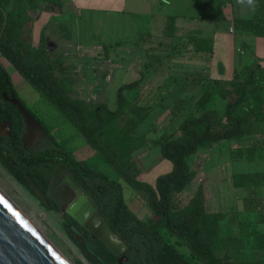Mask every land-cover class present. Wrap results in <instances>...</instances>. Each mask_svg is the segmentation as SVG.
<instances>
[{
  "label": "trees",
  "instance_id": "trees-1",
  "mask_svg": "<svg viewBox=\"0 0 264 264\" xmlns=\"http://www.w3.org/2000/svg\"><path fill=\"white\" fill-rule=\"evenodd\" d=\"M43 3L46 4L44 9ZM62 6V0H0V117L10 120L13 125L15 118H21L20 111L14 106H11L14 117L9 116L4 93L18 96L45 127L49 143L45 147V157L49 154L59 156L78 175L89 171L91 189L96 190V183L107 190L103 198H98L100 211L110 230L128 244L129 259L120 262V256L99 238H94L77 221H68L67 231L85 256L93 264H195L192 257L204 264H264V256L259 254L253 258H239L232 254L248 247L258 253L264 251V232L256 229L257 224L264 223V212L257 210L256 198L247 197L245 209L231 216L233 224L230 227L233 226L234 231L228 233L224 232L222 222L229 217V212L210 209L204 184L199 186L186 208H179L176 199L198 176V171L191 167L190 156L224 140L261 133L258 126L264 124L262 59L254 57L251 63L236 70L230 79L211 78L198 72L203 91L194 103L195 109L182 120L175 133L165 132L153 141L152 145H160L162 157L172 162V169L159 175L152 184L139 178L142 168L134 158L136 150L149 141L145 134L139 135L136 130L152 107L137 102L140 95L136 101L130 102L126 94L141 87L144 72L120 87L116 109L106 103L93 104L75 97L73 80L57 74L45 34H41L37 45L32 34V11H56ZM233 26L236 31L264 37V0H256L252 17L234 16ZM175 32L176 16L169 15L165 36L171 38ZM189 43L193 44L194 51L203 52L207 59L213 54L210 39L191 38L190 42L181 45L188 48ZM147 55L152 57L148 50ZM2 57L8 59L39 92L41 99L49 101L60 111L56 128L47 124L20 96ZM121 119L122 123L119 122ZM66 124L73 125L77 133H64L62 127ZM57 128L61 132L60 139L54 133ZM21 134L19 127L13 130L11 137L0 134V163L36 195L28 177L38 183L40 173L37 165L30 163L32 155L23 148ZM78 136L92 147V156L86 159L76 157L74 151L84 144L74 147L70 144ZM233 152L238 159L264 158V148L257 146L238 147ZM121 177L144 195L152 210L146 220L139 218L127 204ZM233 183L236 187L252 189L263 186L264 171L236 173ZM46 207L53 209L52 206ZM179 244H186L192 256L182 252ZM77 264L83 263L78 261Z\"/></svg>",
  "mask_w": 264,
  "mask_h": 264
},
{
  "label": "rangeland",
  "instance_id": "rangeland-1",
  "mask_svg": "<svg viewBox=\"0 0 264 264\" xmlns=\"http://www.w3.org/2000/svg\"><path fill=\"white\" fill-rule=\"evenodd\" d=\"M177 2L171 5L167 0H128L125 12H94L91 18L88 16L82 26L80 24L78 30H74L75 35L78 36L76 39L82 37L84 41L96 40L101 43V46L96 45L83 52L77 50L78 48L49 47L56 63L57 74L68 76L73 80V95L88 99V102L93 104L106 103L111 109L117 108L120 87L139 78L141 72H144L142 71L144 70L143 66L146 65L145 68H148L149 65L153 66L154 71L152 70L147 79L145 76L141 88L126 93L130 102L136 101L135 98L140 95L137 102L152 107L150 114L138 129V132L145 134L149 141L146 140L145 146L134 153L135 160L142 168L144 180L152 184L155 183L159 175L172 169V162L162 157L160 145H152L153 141L165 132L175 133L181 121L195 109L194 100L191 103L186 102L184 94L181 95V93H185L190 85L194 86L202 81L198 77L197 70H202L200 67L203 65L201 66V62L195 60L193 48H185L179 43L177 47H174L168 41L161 43L164 38L161 41H159L160 38L153 40L149 49L142 48V46H140L141 48H131L133 46L130 42L140 43L142 40L140 37H136L139 32L155 25V21L151 20V14L158 17L159 26L163 12L172 15L175 14V11L188 8V6L194 7L192 6L194 4L187 5L184 0ZM41 6L44 9L46 4L43 3ZM36 12L32 11L34 15L37 14ZM29 28L30 24L26 28V34L29 32ZM36 32V29H32L33 35H36ZM155 33L160 34L157 29ZM80 35L82 36L79 37ZM117 41L123 44L122 48H112L113 43ZM147 50L152 53L151 58L148 57ZM66 55L69 58H66L65 65H62L64 63L60 58H64ZM2 62L10 72L14 84L26 103L47 124L54 125L56 128L55 124L60 111L49 101L41 99L38 91L16 71L5 57H2ZM82 77L86 78V81L81 80ZM180 113L182 114L180 115ZM119 122L122 123V119ZM62 129L64 133H77V129L70 124H66V127H62ZM54 131L57 138L60 139L61 132L58 131V128ZM227 142L228 140L225 143H216L209 148H202L189 157L191 167L198 171V176L176 198L179 208H186L199 186L204 184L210 209L229 212V217L222 222L225 233L234 231V227H230L233 224L231 216H234L235 209L242 207L240 199L251 189L249 187L235 188L230 182L231 171L264 169V162L261 161H243L233 164V166L228 165L230 153ZM76 144H84L76 150L79 159H86L94 154L92 147L85 144L82 137L78 136L70 146L74 147ZM223 144L224 146L220 147ZM0 188L68 260L73 264H77L78 261L83 264H93L67 231L61 213L48 209L1 163ZM132 189L130 185L124 183L127 204L137 214L144 218L149 217L152 210L144 195L140 192H132ZM258 204L261 208L257 210H263L264 197L258 200ZM259 229V231H264V224ZM173 241L177 242L176 237H173ZM179 248L182 252L192 256L191 250L186 244H179ZM232 254L239 258H253L258 254L264 256V251L258 253L248 247L245 250L233 251ZM192 259L195 264H203L194 257Z\"/></svg>",
  "mask_w": 264,
  "mask_h": 264
},
{
  "label": "crops",
  "instance_id": "crops-1",
  "mask_svg": "<svg viewBox=\"0 0 264 264\" xmlns=\"http://www.w3.org/2000/svg\"><path fill=\"white\" fill-rule=\"evenodd\" d=\"M177 1L178 0H167L171 5L178 3ZM127 2L128 0H62V9L57 8L56 11H37L36 15L32 13V16L34 17L32 29L37 30L36 35H33L34 42L37 45L41 34L44 33L50 48H78L77 50L83 52L88 49L90 50V48L96 45L101 46V43L96 40L84 41L81 37L82 35L79 36L81 38L76 39L78 36L75 35L74 30H78L80 24L82 26L88 16L91 18L94 12H125L128 5ZM184 2L187 5L194 4L192 5L194 7L192 8L188 6V8L175 11V14H172L176 16V32L173 37L168 38L165 36V29L169 15L163 12L164 14L162 13L160 25L158 26V17L151 14V20L155 21V25L139 32V35L136 37H140L142 41L140 43L130 42L133 46L131 48H141L140 46H142V48L149 49L152 45V41L157 38H160L159 41L164 38L161 43L168 41V43H171L172 45L188 43L191 38L210 39L212 40L214 51L209 59H207L203 52H196L193 50V53H195V60L201 62V66L203 65L200 67L202 70H197V72L211 78L230 79L236 70L244 68V66L251 63L256 56L261 58L264 64V37L236 31L233 26L234 16L250 18L253 16L254 10L245 5L239 4L237 0H184ZM133 12L135 13V11ZM156 29L159 31V35L155 33ZM147 44H149V46H147ZM122 46L123 44L117 41L113 43L112 48H122ZM125 47L130 48L128 46ZM188 48H194L193 44L189 43ZM66 58H69V56L66 55L64 58H60L62 63H64L62 65H65ZM10 64L12 63L10 62ZM145 67L146 65L143 66L142 69L144 70L142 71H144V78L147 76L145 78L147 79L154 68L151 65H149L148 68ZM145 79L141 85H143ZM81 80L86 81V78L82 77ZM179 80L181 81V79H178V81ZM202 82L203 81L194 86L190 85L185 93H181V95L184 94L183 96L185 97L186 102L191 103L194 100L193 104L195 103L203 91ZM195 95L197 96L196 98L194 97ZM78 98L88 102V99L82 98L81 96ZM181 114L182 113H180V115ZM139 127L136 132L141 135L142 133L138 132ZM259 131H261V133L244 135L240 138L228 140L227 143L230 153V161L228 165L230 164L233 166V164L242 163L243 161L264 162V158H256L253 160L238 159L233 152L238 147L257 146L264 148L263 123L259 124L258 132ZM225 141L226 140L220 143H225ZM223 146L224 144L220 147ZM252 171H264V169L249 171L242 170L238 172L231 171L230 182L234 185V174ZM139 177L144 180L142 173ZM234 187L238 188L235 185ZM249 196L256 198L257 201L260 200V198L263 199L264 185L254 189L251 188L249 193L240 199L242 207L235 209L236 211H243L245 209V199ZM260 208L261 207L258 206V209ZM262 211L264 212V209ZM137 215L141 219H146L140 214ZM262 224L264 223L257 224L256 229L260 230L259 227Z\"/></svg>",
  "mask_w": 264,
  "mask_h": 264
},
{
  "label": "water",
  "instance_id": "water-1",
  "mask_svg": "<svg viewBox=\"0 0 264 264\" xmlns=\"http://www.w3.org/2000/svg\"><path fill=\"white\" fill-rule=\"evenodd\" d=\"M6 99L14 102L26 119L28 126L41 127L36 118L16 97ZM4 122L0 118V125ZM8 128H11L8 123ZM30 186L42 200L47 201L42 190L28 177ZM57 200L55 195H52ZM75 207L69 212L77 221L83 223L93 237L99 238L112 252L120 255L126 245L110 230L107 221L89 203L84 210ZM123 258H120V262ZM0 264H73L62 252L35 226L26 214L0 188Z\"/></svg>",
  "mask_w": 264,
  "mask_h": 264
},
{
  "label": "flooded vegetation",
  "instance_id": "flooded-vegetation-1",
  "mask_svg": "<svg viewBox=\"0 0 264 264\" xmlns=\"http://www.w3.org/2000/svg\"><path fill=\"white\" fill-rule=\"evenodd\" d=\"M20 96L22 97L21 94ZM8 97L17 98L18 96L11 94V95H8ZM5 100L9 104L7 106V111L9 113V116L13 118L14 110L11 106L16 107L19 111L20 109L11 100L6 99V98ZM28 111L30 112V110ZM30 113L32 114V112ZM1 120L4 122L3 124L0 125V134L2 136L11 137L12 132L13 130L16 129V127H19L20 131H22L21 139H22L23 148L26 151L31 153L32 158L30 159V163H32L33 165H37L38 170H39L38 172L40 173L38 183H36L32 178L30 177L29 178L32 179L44 193L47 201L42 200L36 193H35L36 194L35 196L38 197L39 200L45 204V206H52L53 209L51 210H55L61 213V215L64 218L65 224L71 220L77 221L75 217L70 214L69 212L70 209H74L75 207H77L79 208L78 211L84 210L88 207V204L90 202L95 205L96 210L99 211L100 214L102 215L100 211V204H99L98 198H103L104 195L107 193V190L101 185L97 186L96 183L94 185L96 187V190L91 189V185H90L91 177H90L89 171H85V174L84 173L82 174L81 172L78 175L73 170V168H71L68 164H66L65 161L62 160L59 156L49 154L47 155V157H45L44 155L45 147L49 143L47 141L45 127L40 122V120L36 118V120L41 124V127L39 128L35 127V134H32V135L30 134L29 126L26 123V119L22 113H21V118H15L14 125L8 119L1 118ZM8 123H10L11 125L10 129L7 126ZM74 154L77 157L76 150L74 151ZM120 182L123 185V191H124V183L126 184L128 183L122 177L120 178ZM132 188H133L131 190L132 192L133 191L139 192L134 187ZM52 195H55L57 197V200L54 199ZM146 219H143V220H146ZM77 223L80 226L85 227L83 223H80L79 221H77ZM75 226L77 227V225ZM117 235L124 241V239L119 234ZM124 243L126 245V248L120 255H118L120 256V258H123L122 262H126L129 259L128 258L129 247L125 241Z\"/></svg>",
  "mask_w": 264,
  "mask_h": 264
},
{
  "label": "clouds",
  "instance_id": "clouds-1",
  "mask_svg": "<svg viewBox=\"0 0 264 264\" xmlns=\"http://www.w3.org/2000/svg\"><path fill=\"white\" fill-rule=\"evenodd\" d=\"M237 2L241 5L251 8L252 10H255L256 0H237Z\"/></svg>",
  "mask_w": 264,
  "mask_h": 264
},
{
  "label": "bare ground",
  "instance_id": "bare-ground-1",
  "mask_svg": "<svg viewBox=\"0 0 264 264\" xmlns=\"http://www.w3.org/2000/svg\"><path fill=\"white\" fill-rule=\"evenodd\" d=\"M29 131H30V134H31V135H32V134H35V127L30 126V127H29Z\"/></svg>",
  "mask_w": 264,
  "mask_h": 264
}]
</instances>
